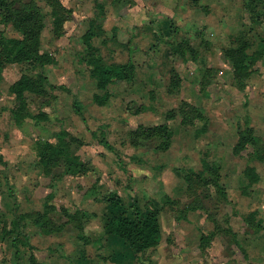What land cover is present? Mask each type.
<instances>
[{
  "label": "rangeland",
  "instance_id": "obj_1",
  "mask_svg": "<svg viewBox=\"0 0 264 264\" xmlns=\"http://www.w3.org/2000/svg\"><path fill=\"white\" fill-rule=\"evenodd\" d=\"M62 3L72 12L64 25V33L54 36L48 17L41 34L42 51L54 59L43 67V72L55 87L45 84L42 94H27L31 115L21 125H16L12 119L15 102L9 85L23 73L35 75L38 68L29 63L8 65L0 79V160L3 163L0 187H3V195L9 194L12 199L11 205L2 211L0 235L9 227L14 211H45L54 219L48 225L56 229L60 226V229L44 233L32 223L34 214L26 217L21 227V247L17 242L22 250V264H27L31 246L38 258L44 255L46 243L50 244L52 253L65 255L66 250L61 246L67 239L76 238L86 249L93 239L97 241L93 245L97 250L95 258L101 263L106 253L99 241L103 236L102 225L112 214L103 198L109 192H116L124 208L132 199L139 205L147 199L161 204L164 231L160 242L174 243L166 232L172 227L176 213L171 212V206L162 198L167 195L177 201L179 210L191 205L195 198L186 192L177 169L199 170L202 158H206L220 164L221 181L227 187L226 201L216 200L213 188L205 189L199 196L203 208L197 209L195 224L184 222L181 224L184 227L178 229L194 228L195 234H206L208 245L200 249V254L194 250L190 255L200 257L196 264H246L250 260L246 250L251 240L257 233L264 235V158H254L253 147L235 156L232 146L236 141V123L251 127L264 141V58L255 63L244 89L231 84L230 64L222 50L242 24L249 26L242 1L62 0ZM39 5L48 10L43 3ZM90 20L102 27L101 31L94 28L93 44L107 63L133 60L137 64L135 79L110 86L111 95L103 106L97 105L92 97L104 91L96 88L86 65L81 62L84 50L81 36ZM255 29L249 34L251 41L257 40V36L252 35L259 30ZM0 32L7 37L19 36L11 25L0 23ZM185 38L194 44L202 42L196 61L169 52L171 44ZM171 67L181 76V86L175 94H168L166 90ZM207 67L214 71L210 73L211 83L204 89L199 84L203 73L200 70ZM75 99L81 106L82 117L74 111ZM182 101L203 111L207 119L204 131L202 119H195L192 126L182 125L179 117L169 120L173 136L165 151L156 150L157 140L135 138L131 134L140 124L149 126L165 121L166 111ZM127 104L133 110L141 107V112L136 115L128 112ZM38 112H44L46 118L35 119L33 116ZM61 129L81 140L71 148L88 163L89 170L85 174L63 175L59 166L51 175H44L37 165L36 143L54 142ZM102 139L111 144L113 151L98 143ZM246 165L253 166L259 175L254 190L241 188ZM253 204L259 210H253ZM48 206L55 209L50 210ZM62 208L71 216L63 213ZM188 211L177 219H185ZM252 211H257L255 217L249 222L244 220ZM83 212L88 214L87 218ZM125 244L120 246L122 255L131 250ZM90 249L93 252V247ZM170 249L162 248L167 261L180 262L173 253L175 250ZM185 254L184 258L188 256ZM180 264H188V261L183 259Z\"/></svg>",
  "mask_w": 264,
  "mask_h": 264
},
{
  "label": "trees",
  "instance_id": "obj_2",
  "mask_svg": "<svg viewBox=\"0 0 264 264\" xmlns=\"http://www.w3.org/2000/svg\"><path fill=\"white\" fill-rule=\"evenodd\" d=\"M113 1L118 2L119 0ZM192 1L196 2V0ZM241 1L243 9L248 14L249 21L247 23L249 26L246 27V23L242 24L240 31L229 38V45L223 48L222 54L230 64L231 84L242 90L248 84L255 63L264 58V0ZM19 2L20 4L16 5ZM40 2L48 10L43 9L39 5ZM71 15V9L66 7L62 0H0V23L11 25L19 33L18 37H7L0 32V79L2 78L3 69L8 65L29 63L33 68H38L35 75L23 73L9 85V92L14 96L15 106L11 110V114L16 125H21L24 119L31 115L28 109L27 94H42L45 91V84H48L50 88L55 87L50 84L43 72V67L46 64L54 62L53 57L48 52L42 51L40 47L45 19L49 17L51 30L54 36L57 37L64 33V25L71 18ZM255 27L259 30L252 35L257 36V40L251 41L249 34L252 33ZM94 28L99 31L102 29L100 24L90 20L88 29L81 36L84 45L81 62L86 65L88 74L94 81L96 88L104 91L103 94L99 95L96 93L92 97L97 105L103 106L107 104L111 95V92H109L110 86L118 82L129 83L135 79L137 64L133 60L123 63H107L93 44V38L96 35ZM255 41L256 44L254 45ZM199 45H202V42L194 44L190 39L185 38L177 41L174 45L171 44L169 52L173 56H185L186 60L196 61L199 55ZM200 71L203 73L199 84L200 87L202 86V88L206 89L211 83L210 73L214 70L207 67ZM180 86L181 76L174 67H171L166 88L167 93H177ZM73 108L75 113L82 117L81 106L77 99L73 101ZM126 110L136 115L141 112V107L133 110L132 106L127 104ZM33 117L39 121L44 120L46 115L44 112H38ZM176 117H179L180 123L185 126H192L195 119H202L204 126L202 131L205 130L207 119L200 107L182 101L177 107L166 111L165 121L149 126L140 124L131 131V134L135 138H153L158 141L155 146L156 150H168L173 136V131L168 121ZM236 129V141L233 145L232 153L239 155L243 150L253 147L251 153H253L254 158L263 159L264 141L262 138L255 135L253 129L246 125L240 126L237 124ZM73 143L80 144L81 140L64 129H61L56 134L54 142L38 141L36 143L37 165L44 175H51L53 169L59 166H62V174L69 176L85 174L89 170L88 163L83 161L72 150ZM98 143L113 151L111 144L107 140L102 139ZM258 152H260V155H258ZM0 165H3L1 160ZM177 171L181 172L186 192H189L195 198L191 205H186L183 210L178 209L180 213L186 210L202 209L203 205L199 196L207 188L214 189L216 200L226 201V186L221 181L218 161H208L206 158H202L199 170L179 168ZM242 173L246 177V183L242 190H249L253 184L259 181V175L251 165H246ZM103 199L108 204V209L112 211V214L107 216L102 225L103 236L113 235L120 238L135 253H144L159 244L162 233L160 224L161 204L147 199L142 205H139L136 199H132L129 205L124 208L122 207L121 197L116 192H109ZM162 199L164 203L171 206L172 210H177V201L167 195H164ZM48 208L50 210L55 209L53 206H48ZM62 211L65 214L67 213L63 208ZM31 214H34V217L31 218L34 226L42 228L44 233L57 232L60 229V226L56 224L54 225L58 226L57 229L48 225V223H53L54 219L49 217L45 211L31 213H16L14 211V217L9 227L4 229L2 239L5 237L12 238L11 246L14 249L13 258L15 264H22L20 262L22 250L18 247L17 242H20L22 235L23 220ZM255 214H257V211L249 212L243 219L249 222L255 217ZM68 215L71 216V214ZM83 216L87 218L88 214L83 212ZM42 219L49 220V222L42 221ZM79 228L82 227L80 226ZM81 237L79 238L83 239ZM208 241L206 234L202 233L200 235V249L204 250L208 245ZM31 248L32 250L26 257L27 264H40L33 253L35 248L32 246Z\"/></svg>",
  "mask_w": 264,
  "mask_h": 264
},
{
  "label": "crops",
  "instance_id": "obj_3",
  "mask_svg": "<svg viewBox=\"0 0 264 264\" xmlns=\"http://www.w3.org/2000/svg\"><path fill=\"white\" fill-rule=\"evenodd\" d=\"M235 125H237V123ZM207 130L209 131V122H208ZM241 155L242 154L240 153L239 155H235V156H241ZM2 168L3 167L0 166V169ZM185 168L189 169L190 167L189 168L185 167ZM243 181L244 184L241 186V188H243L245 185L244 176H243ZM253 186L254 184L250 187V189L254 190L255 187ZM3 191H4L3 187H0V226L2 225L1 221H3V219L1 218L3 216L2 211L3 209H6L5 208L6 206L8 205L10 206L11 205L10 201H12V199L8 196L9 194H6L5 196L3 195L4 193ZM253 206H255L253 210L256 209L259 210L257 205L253 204ZM178 209L179 208L177 207L176 211L171 210V212L176 213L173 217L174 222L172 223V227H170L167 232L165 231L167 235H171L170 238L174 239V243L170 242V244H168L166 243V241L164 243L159 242L158 245L147 250L148 254L145 253L146 251L143 254V253H135L132 250H129V252L127 251L126 255L125 254L122 255L120 246H122L123 243L125 244V242L122 240L123 243L121 244L120 242L121 239L113 235H107V236L104 235L99 240L101 242L100 245L102 247H105V252H106L105 256L103 257V261L101 263L97 261L95 258V253L97 252V250L94 248L93 245L97 243V241L95 242L94 239L92 242H90L88 249L84 248L87 246L84 245L83 242L79 241L77 238L73 240L67 239L64 242L63 246H61L63 249L66 250L65 255H61L59 252L56 251L52 253L51 252L52 249L49 248L50 247L49 243H46L45 245L46 250H44L45 251L44 255L41 258L37 257V255L34 252L36 251L35 249L33 252L40 264H68V263L69 264H175L171 258L170 260L172 261L169 262L167 261L168 258H166V254L163 253L162 251V248L165 246V251L169 250L170 247H171L170 250L172 249L175 250L173 253L176 254V259H179L177 261L181 262L183 261V259H185L186 262L188 261V264L189 261H192V263L190 264H196L198 263L200 257L199 256L194 257L190 255L194 252V250L198 252V254L201 253L199 247L200 235L195 234L194 228L178 229V227L183 228L184 226H181V224L184 222L188 225H194L195 224L194 217L196 215L195 213L198 210L197 209L190 210L188 211V213H186L184 217L185 219H177L179 217L181 218L180 216L181 213L178 211ZM180 210H183V208ZM12 215L13 214H11V216ZM160 224H161V218H160ZM161 228H162V233H161V239H162L163 231H164L162 225ZM1 235H0V264H15L13 258L14 249L11 246L12 238L10 239L8 238L7 240H2ZM29 242L32 243L31 240H29ZM91 247H93V252L90 251ZM7 253L8 254L10 253L11 255H8ZM184 253L188 255L186 258H184L185 256L183 257ZM179 254H181V256ZM246 254H247L246 255L247 259H250L248 262H246V264H264V235L257 233L254 236V238L251 240V245L249 246L248 250H246ZM6 257L8 258V260H6ZM180 262L176 264H180ZM200 264H204V263L200 262Z\"/></svg>",
  "mask_w": 264,
  "mask_h": 264
}]
</instances>
